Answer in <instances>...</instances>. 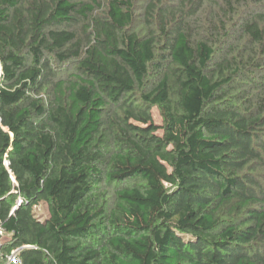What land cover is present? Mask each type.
Returning a JSON list of instances; mask_svg holds the SVG:
<instances>
[{"label": "trees", "instance_id": "1", "mask_svg": "<svg viewBox=\"0 0 264 264\" xmlns=\"http://www.w3.org/2000/svg\"><path fill=\"white\" fill-rule=\"evenodd\" d=\"M263 69L264 0H0V264H264Z\"/></svg>", "mask_w": 264, "mask_h": 264}, {"label": "rangeland", "instance_id": "2", "mask_svg": "<svg viewBox=\"0 0 264 264\" xmlns=\"http://www.w3.org/2000/svg\"><path fill=\"white\" fill-rule=\"evenodd\" d=\"M264 73V69L262 71ZM242 90H249V87L247 85L241 86ZM247 91H243L242 96L245 97L247 95ZM255 96L259 97H264V84H263V91L261 93L256 94ZM150 115L152 118V121L156 124V125H161L162 124V118L161 115L159 113V110L157 108H152L150 110ZM160 134V133H159ZM261 176L264 178V168L261 170ZM34 214L36 216V218L40 219V220H44L48 217V212H47V207L45 204H40L39 206L34 208ZM9 240V236H2V243L4 242H8ZM3 260V254L0 250V261Z\"/></svg>", "mask_w": 264, "mask_h": 264}, {"label": "built area", "instance_id": "3", "mask_svg": "<svg viewBox=\"0 0 264 264\" xmlns=\"http://www.w3.org/2000/svg\"><path fill=\"white\" fill-rule=\"evenodd\" d=\"M4 229L2 228V226L0 225V235L4 236ZM5 261L8 264H20V259H19V254H18V250L13 251L11 254L7 255L5 257Z\"/></svg>", "mask_w": 264, "mask_h": 264}]
</instances>
